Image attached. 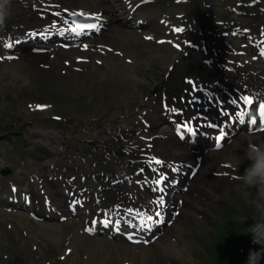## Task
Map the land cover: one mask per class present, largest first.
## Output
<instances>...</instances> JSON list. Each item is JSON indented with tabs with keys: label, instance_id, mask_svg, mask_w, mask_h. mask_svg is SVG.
Listing matches in <instances>:
<instances>
[{
	"label": "rangeland",
	"instance_id": "1",
	"mask_svg": "<svg viewBox=\"0 0 264 264\" xmlns=\"http://www.w3.org/2000/svg\"><path fill=\"white\" fill-rule=\"evenodd\" d=\"M196 3L192 5L196 10V4H203L206 0H195ZM238 1V0H236ZM162 7H157L161 11L170 10L173 6V0H156V4L159 3ZM184 11L187 4H185ZM230 5V4H229ZM233 5V4H232ZM198 8V7H197ZM258 7H253L249 12L251 14H258V17H262L261 12H258ZM203 10V8H201ZM167 12V11H166ZM195 12V11H194ZM204 14L209 13L207 10H203ZM215 12L210 13V17L213 18ZM254 17V16H252ZM225 19L230 18V14L224 15ZM204 21H208L205 20ZM258 20V19H256ZM128 43L122 46L117 45L122 52V56H116L114 58L107 57L105 65L102 68H98L93 64V67L98 68L95 72H91L90 75H83L81 77L71 76L67 82L64 79L61 82H55L48 80L44 75H38L36 80L28 78L24 79V71H28L29 67L21 60L13 61L10 63V69L3 68L4 65L0 64V140H5L1 144L0 148V190L7 191V185L15 177V175H2L1 170L11 167H17V162H20L14 154L10 152V141H7L9 136L15 137H27V140L33 141V147H27L22 154L24 155V166L29 170L27 174L21 175V181L19 182V191L26 193H33L36 203L40 204L42 198L39 196L38 183H30L28 177L41 172L51 177V171L49 164L51 161H47L42 168L40 162H45L41 158H38L35 162H29L27 156L31 151V148L35 147V142L43 140L41 137L32 135L31 132H41L43 134L48 133L49 137H60V144L64 145L67 142L73 143L69 150H64V154L59 160H54L61 163L62 166L56 167V170L63 173V176L67 178L70 174L64 171L68 170V167L76 168L77 162H71L68 158H64L67 152H73L77 154L76 149H81L79 146L88 149L87 158L90 159V170L95 172L94 177H97L98 188H106L110 190L109 184L102 173H99L100 167L97 161L99 158H106L107 149H112L115 152L125 151L128 145H124L121 137L120 145L113 141V136L109 134H98L102 127H107L108 123H123L125 120H134V114L137 113V107L140 105L150 104L156 100V84L162 79L165 71V66L168 65V59L173 61V55L167 48L156 46L153 43H145L140 39L133 38ZM136 41V42H134ZM110 42V41H109ZM238 46V45H237ZM169 60V62H170ZM184 65L193 67L191 62L184 61ZM89 67H91L89 65ZM164 71H163V70ZM203 70L202 67L197 65L195 72L200 73ZM92 71V70H91ZM34 76V73H33ZM35 77V76H34ZM63 78V77H62ZM34 103H44L52 108L44 110L43 113H35L33 111ZM32 104V105H31ZM129 116V117H128ZM60 118L61 121L56 122L51 118ZM55 120V119H54ZM127 132L126 128L122 131ZM155 133L166 131L165 126H157ZM50 132V133H49ZM55 133V134H52ZM134 132L131 131V134ZM134 139V137H130ZM250 137L241 136L239 139H235L230 146L224 147L221 152L210 154L209 157L212 160L216 158L224 161L221 163V167H228L233 165L234 162L228 163L226 160L237 159V154L242 148L252 142L256 144H264V134H259L254 139ZM249 142V144H247ZM30 146V145H29ZM158 150L157 146L155 147ZM94 155V156H93ZM124 154H120L123 156ZM39 157V154H36ZM130 156L125 154L123 160H130ZM107 159V158H106ZM222 164H224L222 166ZM247 166V165H246ZM37 168V171H34ZM23 171L18 168L16 172ZM78 178L80 174H75ZM113 175V172H112ZM76 178V180H77ZM88 180H92L87 176ZM28 182L30 186L28 185ZM229 188L223 190L218 194L219 197H213L211 200H204L203 213H207V219L200 220L201 224H193L194 229L189 235L178 232L175 227L165 228L162 235L158 237L153 244L144 245L148 248V251H166V245L176 242L178 246V261L171 264H228L226 258L229 257L232 252L226 253L224 249L228 250L221 237L224 235V230L227 234H230L226 228L231 225L233 215L237 211H244L247 213L245 220L255 223L258 220V216L254 210L248 206L244 198L240 193L234 190L235 180H228ZM49 189L54 191L56 186L53 184H47ZM84 186L83 184L80 185ZM96 184L92 187L95 190ZM119 188H122L118 190ZM45 189V187H44ZM57 190V189H56ZM112 193L121 192L123 201L128 199L130 201L132 195L130 194V187L118 186L117 190L113 189ZM93 194V192H92ZM111 200H116L115 197L109 194ZM129 196V198H128ZM57 198H59L57 196ZM57 198H54L55 202ZM94 209V207H93ZM91 207V210H93ZM183 214L182 207L180 210L181 217ZM206 214H204L205 216ZM241 215V214H240ZM249 216V217H248ZM237 221L241 222L240 216L236 215ZM79 219H71L66 222H59L58 220L47 222H30L27 216L21 211L6 212L0 208V264H86L85 258H89V255L84 251L83 244L86 245L90 251L93 247L105 255V261L107 264H124L120 261L118 254L121 249L131 252H139V247L134 248L128 244L114 240L107 239L105 237H87L82 236L79 230L75 238L81 240L79 250L72 248L70 238L72 234V228L75 226V230ZM247 221V220H246ZM236 225V222L234 224ZM237 232L245 233V230L241 227H235ZM186 228V225L184 226ZM80 229V228H79ZM76 232V231H74ZM247 235V234H246ZM249 235V234H248ZM250 240V238L247 237ZM120 245V246H117ZM142 246V247H144ZM70 249L69 255L65 250ZM255 250V249H254ZM117 257V260L110 258ZM162 261V260H161ZM235 263L234 261L232 262ZM89 264H96L95 261H91Z\"/></svg>",
	"mask_w": 264,
	"mask_h": 264
},
{
	"label": "bare ground",
	"instance_id": "2",
	"mask_svg": "<svg viewBox=\"0 0 264 264\" xmlns=\"http://www.w3.org/2000/svg\"><path fill=\"white\" fill-rule=\"evenodd\" d=\"M18 1L19 0H13V12L11 18H14V20L18 19L20 26H24L22 28L20 26L14 27V25L5 27L7 29V32L11 33L15 31V33H19V35L35 34L36 31H34L33 28H36L38 32H46V30H49L64 34V37H62L61 40H57L51 46V48L55 50L45 55L33 56L30 53L31 49L28 50L27 47H21L18 50L20 59L29 67L28 71H24L25 80H27L28 78L36 80L38 78V75H44L46 78H49L48 80L61 82L66 79L68 82L69 78L72 75L76 76L75 74H68L69 70L72 69V66H74L75 69H79L78 73L80 74H78L77 77L90 75L91 72H95V70L98 69L93 67L94 60H102L101 66L105 65L104 56L106 55V50L103 48L104 46L111 47L110 54L113 55L116 51L119 50L117 45L122 46L123 44L128 43L129 40L133 41V38L139 39V36L137 34H141L140 37H142V35H148L149 33L156 34L159 32V26L156 23L149 29V33L148 30L146 31V33H141L140 31L124 30L117 27L116 25L113 26L114 18L112 17V13L114 11H122L125 14L122 21L125 24L128 23L125 20H128L129 16H133V13L135 12L134 15L137 17L138 25L141 21H145L146 23H149L150 26L158 12L154 11L151 4L141 6L140 4L144 0H112L113 3L111 5L109 3V0H20L22 2L21 4H19ZM258 2L261 7L264 8V0H258ZM75 13L90 14L95 20L100 23L101 29L104 30L106 28L107 32L103 33L101 37L95 39H90L88 36H86V33H82L74 37V29L70 27L69 17L70 15ZM254 22L255 20H249L246 23L249 25L250 29H254ZM262 24L264 25V19L260 21V25ZM2 30L3 29L0 28V38L8 37V33ZM36 38L40 39V37L38 36ZM81 40H83L84 43H88V49L81 50L77 48L79 45L82 46V44L80 43ZM62 44L69 45L70 49L61 50V48H59L58 50H56V48ZM34 47L43 49L42 47H39V45L32 46L31 48ZM226 51L229 52V50H226V48L222 49V51L219 52L215 51V56L219 57V59L217 58L218 61H221V58L225 56ZM5 53L8 54V52ZM51 54L55 55L53 59H49V57L52 56ZM197 54L203 55L205 58L207 57V55H205L203 52H198ZM84 58L86 61H81ZM65 61H69L70 65L65 67ZM89 65L92 68L89 69ZM204 65L206 67V76L213 75V64L209 63L208 65ZM3 68L10 69V65L4 66ZM57 68L60 72L68 74V76H63V78L59 76L57 74ZM180 70L181 66L179 62L176 61L173 64V69L169 73L168 77L159 84L157 90L158 94L161 96V100L163 98L164 101V95L166 93H169L170 89H173L174 82L178 77ZM33 73L35 77L33 76ZM254 76L255 73L251 70V68L247 69L245 67H242L239 69H235V71L231 72L230 74H227L225 81L227 84H235V87L241 84L243 88V85L246 84V88L249 87L248 89L251 90L253 94L264 98V82H262L260 85L255 82V87L251 86V81L252 79H254ZM246 88H244V90ZM197 94V98H208V94L206 93L197 92ZM174 101L178 103L176 96H174ZM207 103L208 102H206L205 104L207 105ZM194 107L198 106H195L190 102V108H187L186 111L180 110L178 112L177 110H175V107L173 108L165 105L161 106L159 97L156 107L152 110H145V115H143L142 117H151V119L155 121L160 114L176 113L177 115L174 117L172 122L174 124L179 122L181 118L186 121L187 117H193L197 112L198 114H202V111H198L200 109H196L194 111ZM198 114L193 117L196 121L199 120L201 116ZM242 115L243 113L237 114L238 117ZM136 121L141 122L142 118L138 117ZM136 121H134V124H136ZM143 123H147L149 126L153 127L158 125L156 122L152 121H144ZM108 130L110 129H104V131ZM162 138L165 139L166 142L169 143V145L178 146L176 155L169 154L168 152L163 154L168 161L172 159L171 156H175L179 158V160L193 158V154H191L187 148L175 144L169 134L165 133L161 135V137L157 139V143ZM245 149L246 148H242L239 154L235 152L237 159L227 160L228 163L234 162V164L229 168L220 167L219 162L216 164L209 163L207 156L205 157V161H203L201 164L200 173L198 172L191 180L187 179V181L189 182L190 192L196 193L197 196L192 197L190 193L182 195L185 205V208H183L184 213L181 217H176L175 221L170 223V227H175L178 232L189 235L194 229H196L193 224L201 222V219H207V213H203L204 207L202 204V199L211 200V198L213 197H219L218 194L222 193L223 190L225 191L229 188L228 179L235 177L243 171L244 167H246V162L240 164L239 169L234 167L237 161L243 159ZM58 150L59 149L49 150L48 154L50 156H61L62 153ZM200 156H202V154H200ZM140 167H142V163ZM155 181L156 183L154 184V182L150 180L148 181V184L151 185V187H157V189L164 185V182L160 178H157ZM157 181H159V183H157ZM134 191L135 196L138 197H134V201L138 204L143 202L142 205L137 207L134 206V208L119 206L118 204V206H116V201L121 197L117 198L116 200H111L110 197L107 196V194L103 195L105 198H102L101 204L96 206V210L92 211L91 217L97 220H102L98 218H105L103 214L111 217H115L116 214H118L123 217L122 220L126 219V221L128 222V224L126 225L128 227V230H132V233L139 235L143 240H145L147 235H149L147 232L151 227L150 223L152 221V210H162V206H160V208L158 209L152 206L151 197L157 198L159 197V194L161 192L157 191L155 194L151 195L148 190H146V193L142 192V188L140 186H136L135 184ZM56 193L61 194V191L58 190ZM170 204L172 205L171 202ZM106 207H108L110 211H106ZM30 208V206L27 207V209ZM141 210H145L143 215H141ZM82 213L90 215L86 210L82 211ZM100 213L101 215L97 216V214ZM165 214V218L169 219V221L174 218L172 212H166ZM204 214L206 215L204 216ZM131 216H134V220L131 218ZM85 217L86 216H84V218ZM149 217H151V219H149ZM110 220L113 222H118V220L115 218H110ZM185 225L186 228H184ZM84 226L89 229L92 227V225L86 223L84 224ZM72 236L75 237V233L72 234ZM70 242L73 244V248H77V250H79L80 252L79 244L82 243L81 240L74 238L71 239ZM82 247L84 248V251L89 255L88 259L87 257L85 258L86 264H89L91 261H95L96 264H107V261H105L104 259L105 255H103V253H101L98 248L96 249L95 247H93L90 251V249H88L85 244H83ZM165 250L166 251L163 252H158L157 250L151 252L148 251L147 248H142L139 253H128L126 250L121 249L118 257H120L121 262H130L132 264H171L174 261L176 263L178 261V259L176 258L178 257V246L176 242H172L171 244L166 245ZM110 259L114 261L117 260V257L115 256L114 258Z\"/></svg>",
	"mask_w": 264,
	"mask_h": 264
},
{
	"label": "clouds",
	"instance_id": "3",
	"mask_svg": "<svg viewBox=\"0 0 264 264\" xmlns=\"http://www.w3.org/2000/svg\"><path fill=\"white\" fill-rule=\"evenodd\" d=\"M13 0H0V28L6 26L13 12ZM246 162L243 171L234 177V190L242 195L251 207L258 220L252 223L246 234L251 236L254 245H260L261 250H250L246 264H260L264 257V144L250 143L244 150L243 159L234 165Z\"/></svg>",
	"mask_w": 264,
	"mask_h": 264
},
{
	"label": "snow or ice",
	"instance_id": "4",
	"mask_svg": "<svg viewBox=\"0 0 264 264\" xmlns=\"http://www.w3.org/2000/svg\"><path fill=\"white\" fill-rule=\"evenodd\" d=\"M245 103H247V104L250 105V104L253 103V101L251 99L245 98ZM259 111H260L261 119H262V121H264V104H261L259 106ZM252 123L255 124L256 121L253 120ZM185 127L187 128V131L188 132H191L192 131V129L190 127H187V125H185ZM223 137H224V132H223V130H221L220 135L217 137V146L218 147H219V141L221 139H223ZM156 163H159V161H156ZM161 179H163V177H161ZM157 183H159V181H157ZM160 203L161 204L163 203V200L162 199H161ZM157 215H159V213H157ZM149 219H151V217H149Z\"/></svg>",
	"mask_w": 264,
	"mask_h": 264
}]
</instances>
